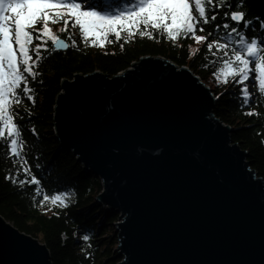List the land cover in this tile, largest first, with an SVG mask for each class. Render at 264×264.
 Here are the masks:
<instances>
[{"label": "water", "instance_id": "95a60500", "mask_svg": "<svg viewBox=\"0 0 264 264\" xmlns=\"http://www.w3.org/2000/svg\"><path fill=\"white\" fill-rule=\"evenodd\" d=\"M60 41L53 48L67 49ZM60 90L54 137L101 180L97 202L121 215L118 264H264V183L197 76L150 56ZM0 264L51 261L0 218Z\"/></svg>", "mask_w": 264, "mask_h": 264}, {"label": "trees", "instance_id": "16d2710c", "mask_svg": "<svg viewBox=\"0 0 264 264\" xmlns=\"http://www.w3.org/2000/svg\"><path fill=\"white\" fill-rule=\"evenodd\" d=\"M84 6V0H77ZM93 5H103L104 11L125 10L135 5L136 0H89ZM237 0H230L231 10L246 12V19L253 21L244 29L247 37L258 35L259 19L264 20V0H243V8H236ZM97 10H100L99 8ZM133 10L135 8L133 7ZM227 6L216 9L221 15L216 21L209 20L204 31L197 35L208 36L207 41L195 42L191 37L178 36L175 40L167 37L163 31L157 32L149 27L152 38L140 36L145 27L141 23L133 27L131 33L127 27L120 28L121 36L117 40L115 33H108L104 43L93 45L89 41L95 37H83L79 26H73L69 19L67 29L63 18L55 24L49 23L51 35L66 41L67 50L53 49L49 36L44 37L48 47L41 49V59L33 66L35 78L29 76L32 100L21 92L20 103H13L11 110L14 122L18 123L22 142L19 155L6 153L5 140L0 139V218H4L20 233L37 239L48 249L51 264H116V237L113 234V213L94 202L101 190V182L76 165L72 155L58 148L53 132V107L59 94L62 80H71L74 75H89L95 71L108 77L128 70L132 63L142 57H159L186 67L197 76L215 97L213 116L230 130V141L247 153V161L264 183V94H260L255 85L249 83L252 93L250 103H242L239 85L231 77L224 83V68L219 63L221 52L213 55L206 48L212 39L224 35V29H215L214 23H222L223 11ZM210 16V13H208ZM35 27H41L37 24ZM65 28L62 29V28ZM243 28V23L238 26ZM64 30V32H62ZM213 35L209 36V32ZM35 37V33H34ZM51 37V36H50ZM75 39L76 43L72 41ZM39 40L33 39L30 49L35 48ZM227 43V41H224ZM237 47L231 45V48ZM230 58V56L228 57ZM35 59V55H32ZM254 72V64L250 65ZM215 72V75L213 73ZM252 77H250V80ZM23 84H21V89ZM19 91V90H18ZM217 93L220 95L217 96ZM254 110L253 114H249ZM34 129V131H33ZM7 132L5 130V136ZM39 165V167H37ZM27 167L29 173L17 172V168ZM16 180H30L36 175L39 184ZM65 195L53 201L52 197ZM47 196L48 199L44 200ZM44 200L41 204L40 201ZM87 236L88 239H84Z\"/></svg>", "mask_w": 264, "mask_h": 264}, {"label": "snow or ice", "instance_id": "6c2138e0", "mask_svg": "<svg viewBox=\"0 0 264 264\" xmlns=\"http://www.w3.org/2000/svg\"><path fill=\"white\" fill-rule=\"evenodd\" d=\"M225 6L229 10L223 11L222 23H214L213 27L226 31L218 39L208 42L206 48L213 55L216 52L222 53L223 58L219 63L224 65L221 71L226 78L223 82L228 83L227 78L231 77L234 83L240 86L238 94L243 98L242 103L247 105L250 103L252 93L249 91V83L245 81H250L260 94H264V20L257 17L260 32L258 35L247 37L244 29L249 28L253 21L245 18V11L231 10L230 0H136L134 6L129 5L125 10L117 9L115 12L104 11L103 5H93L89 0H84L83 7L77 0H0V139L5 140L6 153L13 156L20 154L22 142L18 139L19 125L14 122L11 105L20 103L21 92L29 100L33 99L28 77L34 79L37 75L33 66L41 59L40 50L48 47L44 37L51 36L52 45L61 46L59 37L51 35L50 22L55 24L63 18L67 29L71 19L73 26H79L83 37L96 38L89 41L93 45L97 42L102 45L108 33H115L116 39L119 40L121 32L118 25L126 26L131 33L132 28L138 27L141 23L145 27L144 31L139 32L142 37L147 35L152 38V32L146 31L151 27L157 32L163 31L173 40L183 36L201 42L207 41L209 37L197 35L196 32L204 31V26L210 19L216 21L221 15L216 9ZM243 6V0H237L236 8ZM98 8L100 10H97ZM241 22L243 28L238 27ZM37 24L41 27H35ZM211 35L213 33L210 31L209 36ZM34 38L40 42L35 44L33 50L30 49V45ZM72 43H76L75 39ZM233 44L238 48L232 47L229 53V48ZM62 46L68 47L67 44ZM214 48L216 52H213ZM33 54L35 59H32ZM252 64L254 72L250 67ZM219 95L217 93V96ZM253 112L254 110H250L249 114ZM16 171L29 173L30 169L21 167ZM5 179H12L21 185L25 182L39 184L36 175H31V179L27 181L26 178L16 180L9 175H6ZM64 195L59 193L52 199L56 201ZM46 199L47 196L44 197V200ZM44 200L40 203L43 204ZM84 239L88 237L85 236Z\"/></svg>", "mask_w": 264, "mask_h": 264}, {"label": "rangeland", "instance_id": "374dc122", "mask_svg": "<svg viewBox=\"0 0 264 264\" xmlns=\"http://www.w3.org/2000/svg\"><path fill=\"white\" fill-rule=\"evenodd\" d=\"M62 29H64L65 30V28L63 27ZM64 30H62V32H64ZM47 38H49V40L51 41V37L49 36V37H47ZM60 39V38H59ZM62 39V38H61ZM64 40V39H63ZM65 41V40H64ZM66 42V41H65ZM198 43H200V42H198ZM51 44H52V41H51ZM67 44V43H66ZM53 47V46H52ZM54 49V48H53ZM56 50V49H55ZM65 50H67V49H65ZM61 51H64V50H61ZM60 51V52H61ZM120 73V72H119ZM75 76V75H74ZM74 76H73V78L71 79V80H69V81H73V79H74ZM62 81H64V80H62ZM66 81V80H65ZM202 82V81H201ZM203 83V82H202ZM203 85H204V83H203ZM205 86V85H204ZM205 87H207V86H205ZM210 88V87H209ZM60 92H62L61 90H59V93ZM57 97V96H56ZM56 97H55V99H56ZM55 105V104H54ZM53 117H54V115H53ZM53 132H54V126H53ZM231 133V132H230ZM229 136H230V134H229ZM230 138V137H229ZM238 146V145H237ZM239 147V146H238ZM58 148H60L61 150H63V151H67V152H69L70 154H71V152L70 151H68V150H66V149H64V148H61L60 146H59V142H58ZM72 155V154H71ZM73 157V159L75 160V163H76V165H78V167L81 169V170H83L82 169V167H81V164L74 158V156H72ZM84 171V170H83ZM84 172H86V171H84ZM87 173V172H86ZM254 173H256V172H254ZM90 174V173H89ZM257 177L258 178H260L259 176H258V174H257ZM95 178V177H94ZM97 180H99L98 178H96ZM261 179V178H260ZM100 182H101V180H99ZM101 189H102V184H101ZM100 192H101V190H100ZM100 192L95 196V198H94V202L97 204V206L98 207H100V208H104V209H106L109 213H113V211L111 212V211H109V209L107 208V207H105L104 205H102V203H99V202H97V200H96V198H97V196L100 194ZM113 215H115V217H116V220H114L113 221V234L115 235V237H116V239L118 240V237H117V234H115V226H116V224H118V223H120V221H121V215L119 214V213H113ZM116 223V224H115ZM39 241V240H38ZM40 242V241H39ZM117 241H116V244L114 245L115 247L113 248V252L115 253V257H116V264H118L120 261H121V259L119 258V257H117V255H116V253H117ZM40 244H41V242H40ZM41 245H43V244H41ZM44 246V245H43ZM45 247V246H44Z\"/></svg>", "mask_w": 264, "mask_h": 264}, {"label": "bare ground", "instance_id": "6f19581e", "mask_svg": "<svg viewBox=\"0 0 264 264\" xmlns=\"http://www.w3.org/2000/svg\"><path fill=\"white\" fill-rule=\"evenodd\" d=\"M170 62V61H169ZM171 63V62H170ZM172 64V63H171ZM174 64V63H173ZM175 65V64H174ZM176 66V65H175ZM130 68V67H129ZM182 68H186L185 66L184 67H179V69H182ZM186 69H188V68H186ZM189 70V69H188ZM95 72H98V71H95ZM94 72V73H95ZM100 73V72H99ZM201 81V80H200ZM211 94H212V92H211ZM212 96H213V94H212ZM215 98V97H214ZM55 101V100H54ZM215 102H216V100L214 99V101H213V107H212V112H213V108H214V105H215ZM91 174V173H90ZM92 175V174H91ZM93 176V175H92ZM93 177H95V176H93ZM4 219V218H3ZM5 220V219H4ZM122 220V219H121ZM6 221V220H5ZM7 222V221H6ZM121 222V221H120ZM8 223V222H7ZM9 224V223H8ZM10 225V224H9ZM11 226V225H10ZM115 234H117V232H115ZM117 242H118V240H117Z\"/></svg>", "mask_w": 264, "mask_h": 264}]
</instances>
